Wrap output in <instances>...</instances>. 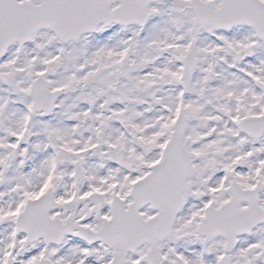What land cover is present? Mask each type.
I'll return each instance as SVG.
<instances>
[{"label": "snow or ice", "instance_id": "obj_1", "mask_svg": "<svg viewBox=\"0 0 264 264\" xmlns=\"http://www.w3.org/2000/svg\"><path fill=\"white\" fill-rule=\"evenodd\" d=\"M0 264H264V0H0Z\"/></svg>", "mask_w": 264, "mask_h": 264}]
</instances>
